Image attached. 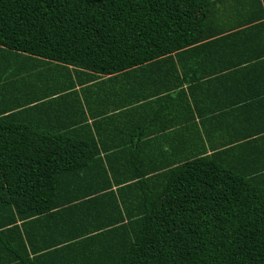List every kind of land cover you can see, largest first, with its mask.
<instances>
[{
  "label": "trees",
  "instance_id": "1",
  "mask_svg": "<svg viewBox=\"0 0 264 264\" xmlns=\"http://www.w3.org/2000/svg\"><path fill=\"white\" fill-rule=\"evenodd\" d=\"M213 1L0 0V264H264V15Z\"/></svg>",
  "mask_w": 264,
  "mask_h": 264
},
{
  "label": "crops",
  "instance_id": "2",
  "mask_svg": "<svg viewBox=\"0 0 264 264\" xmlns=\"http://www.w3.org/2000/svg\"><path fill=\"white\" fill-rule=\"evenodd\" d=\"M262 13L264 15V0H214L212 2L208 19L207 33L209 39H207V41L213 40L218 36L222 37L224 35H228L229 33L259 24L261 20H258V17ZM215 78L216 77L213 78V82H210L211 80L207 81V95H211L210 100L207 101V110H214L213 112L216 113L213 114V116L208 115L207 120L216 118V121H218L207 124L208 134L210 133V137L207 138V141L211 146L229 143L231 140V136L229 135L230 132L228 130L218 132L214 127L222 126V128H227L229 123L232 122V120L228 117L218 118L219 115L222 114L219 112L220 110H217V108H220L223 105L225 106V104H227L230 100L228 97H221L218 94H224L230 89H228L227 83H224L222 80L216 81ZM218 79H220V77ZM171 94L174 95L175 92H172ZM232 94H235L236 96L240 95L237 93ZM257 115L258 116L256 118L254 117L252 119L251 132L253 138L251 141L254 142L258 139L260 140L259 145L263 147L264 105L258 109ZM189 116V111L188 113L180 112L176 119H164L162 125L180 124V126L177 127H187L189 125L188 122L180 120H184V118H188Z\"/></svg>",
  "mask_w": 264,
  "mask_h": 264
}]
</instances>
